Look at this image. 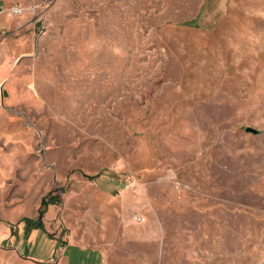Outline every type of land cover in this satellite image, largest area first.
Returning <instances> with one entry per match:
<instances>
[{
	"label": "rangeland",
	"instance_id": "1",
	"mask_svg": "<svg viewBox=\"0 0 264 264\" xmlns=\"http://www.w3.org/2000/svg\"><path fill=\"white\" fill-rule=\"evenodd\" d=\"M12 4L0 264H264V0Z\"/></svg>",
	"mask_w": 264,
	"mask_h": 264
},
{
	"label": "built area",
	"instance_id": "2",
	"mask_svg": "<svg viewBox=\"0 0 264 264\" xmlns=\"http://www.w3.org/2000/svg\"><path fill=\"white\" fill-rule=\"evenodd\" d=\"M24 8L19 4H12L7 7H0V16L6 15L9 17H16L23 13Z\"/></svg>",
	"mask_w": 264,
	"mask_h": 264
},
{
	"label": "trees",
	"instance_id": "3",
	"mask_svg": "<svg viewBox=\"0 0 264 264\" xmlns=\"http://www.w3.org/2000/svg\"><path fill=\"white\" fill-rule=\"evenodd\" d=\"M48 205V202L45 200V197L41 200V206L46 207ZM43 212H41L42 214ZM25 221L29 222L30 220L25 219Z\"/></svg>",
	"mask_w": 264,
	"mask_h": 264
},
{
	"label": "water",
	"instance_id": "4",
	"mask_svg": "<svg viewBox=\"0 0 264 264\" xmlns=\"http://www.w3.org/2000/svg\"><path fill=\"white\" fill-rule=\"evenodd\" d=\"M247 131H254L253 129H251V128H247Z\"/></svg>",
	"mask_w": 264,
	"mask_h": 264
},
{
	"label": "crops",
	"instance_id": "5",
	"mask_svg": "<svg viewBox=\"0 0 264 264\" xmlns=\"http://www.w3.org/2000/svg\"><path fill=\"white\" fill-rule=\"evenodd\" d=\"M0 7H3L2 5H0ZM3 16V15H2ZM6 16V15H5ZM1 17V16H0ZM8 18H11V17H9V16H7ZM1 27V26H0Z\"/></svg>",
	"mask_w": 264,
	"mask_h": 264
}]
</instances>
